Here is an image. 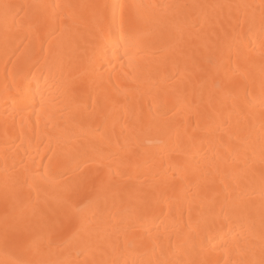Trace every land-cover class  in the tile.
<instances>
[{
    "label": "bare ground",
    "instance_id": "1",
    "mask_svg": "<svg viewBox=\"0 0 264 264\" xmlns=\"http://www.w3.org/2000/svg\"><path fill=\"white\" fill-rule=\"evenodd\" d=\"M0 264H264V0H0Z\"/></svg>",
    "mask_w": 264,
    "mask_h": 264
}]
</instances>
